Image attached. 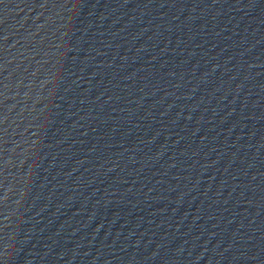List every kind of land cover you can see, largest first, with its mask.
I'll return each mask as SVG.
<instances>
[{
    "label": "water",
    "instance_id": "obj_1",
    "mask_svg": "<svg viewBox=\"0 0 264 264\" xmlns=\"http://www.w3.org/2000/svg\"><path fill=\"white\" fill-rule=\"evenodd\" d=\"M163 0H0V48L101 24Z\"/></svg>",
    "mask_w": 264,
    "mask_h": 264
}]
</instances>
